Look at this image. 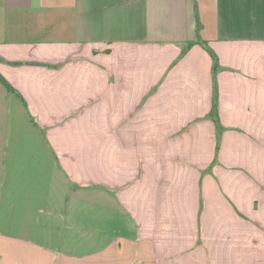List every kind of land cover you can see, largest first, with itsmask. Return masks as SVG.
I'll return each mask as SVG.
<instances>
[{"label": "crops", "instance_id": "0c3cea01", "mask_svg": "<svg viewBox=\"0 0 264 264\" xmlns=\"http://www.w3.org/2000/svg\"><path fill=\"white\" fill-rule=\"evenodd\" d=\"M0 58V264H264V0H0Z\"/></svg>", "mask_w": 264, "mask_h": 264}, {"label": "trees", "instance_id": "16d2710c", "mask_svg": "<svg viewBox=\"0 0 264 264\" xmlns=\"http://www.w3.org/2000/svg\"><path fill=\"white\" fill-rule=\"evenodd\" d=\"M196 41L201 42V44L209 51L210 55L212 56L213 73H215L216 70L218 69L217 57H216L215 53L208 47L207 42L200 41L198 38H196V40L189 41L187 44H185L182 47L181 54H183L188 48H190ZM0 61H2L1 58H0ZM0 82L6 88V90L8 92L16 93V90L12 87V85H10V83L1 74H0ZM209 116L214 119L218 128L221 129L218 114H217V86H216V83H214V98H213L212 108H211V111L209 113Z\"/></svg>", "mask_w": 264, "mask_h": 264}, {"label": "rangeland", "instance_id": "374dc122", "mask_svg": "<svg viewBox=\"0 0 264 264\" xmlns=\"http://www.w3.org/2000/svg\"><path fill=\"white\" fill-rule=\"evenodd\" d=\"M0 255H2L4 257V260H8L9 259V256L10 254H7L5 249H4V246H3V242H0Z\"/></svg>", "mask_w": 264, "mask_h": 264}]
</instances>
